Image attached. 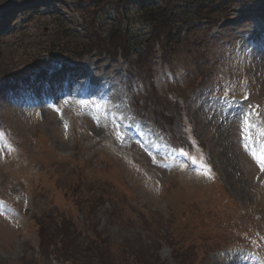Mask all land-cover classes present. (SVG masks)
<instances>
[{
	"label": "rangeland",
	"instance_id": "1",
	"mask_svg": "<svg viewBox=\"0 0 264 264\" xmlns=\"http://www.w3.org/2000/svg\"><path fill=\"white\" fill-rule=\"evenodd\" d=\"M95 1L0 0V124L12 146L0 130V264H88V240L115 264H258L264 165L252 152L264 117L258 129L246 121L264 114V1L231 6L175 50L159 38L143 65ZM127 27L142 40L151 32ZM84 36L108 53L78 58ZM113 114L213 175L158 163L117 135ZM60 233L82 245L77 260L49 246Z\"/></svg>",
	"mask_w": 264,
	"mask_h": 264
},
{
	"label": "trees",
	"instance_id": "2",
	"mask_svg": "<svg viewBox=\"0 0 264 264\" xmlns=\"http://www.w3.org/2000/svg\"><path fill=\"white\" fill-rule=\"evenodd\" d=\"M154 1L155 2H152L151 0H143L138 4L139 13L135 17V20L147 25L151 31L148 37H142L143 40L135 36H130L129 29L127 27L126 29H122V27L119 29L121 25L132 22V19L129 17L128 13H120L122 9L125 11L127 0H96L93 3L96 5L95 7L98 8V11L102 9L104 10L106 8L116 11L111 22L113 25L112 30L117 29V31L120 32L119 36L121 38V42L119 47H122V53H125L129 59L134 55V60H136L141 65L145 64L147 59L149 60V55L156 49V41H158L159 38H162L165 41L164 46H169V51L175 50V48H173V44L175 43L176 45V43H180L182 41L183 33L191 32V29L196 27V25L201 22L213 24L219 17L227 15L230 11V7L237 2V0ZM91 30L93 31L91 36H96V39H100L101 43L104 39H107V37H102L98 33L96 34V31L92 27ZM86 32L87 30H84V34ZM68 33L69 34L67 36L72 34L70 29H68ZM61 34L63 35V31H61ZM88 38L91 37H83L84 44L85 41L89 40ZM92 40L94 39L92 38ZM82 47L83 48H81V50L76 51V56L80 59L95 52H99V54L103 55L108 53L103 49H99V44H95L93 42H88ZM65 226L66 222L63 221L62 227ZM63 235L64 234L60 233L57 235V237L51 238L49 241V246L54 245L55 247H58L59 258L69 257L72 260H77L76 256H78V252L83 250L82 245L78 242H69L68 244V240H66L64 237H71L67 234L66 236ZM41 238L43 239V237ZM94 239L96 241H102L101 234L96 232ZM83 244L85 245L86 243ZM88 244L91 245L89 250L84 248L86 252L91 254V257H88L91 259V262L88 264H115L114 262L109 261L107 257H104L102 252L98 256L95 254L92 255V251H95L94 253L100 251L98 250V246L94 245V243L90 242L89 240Z\"/></svg>",
	"mask_w": 264,
	"mask_h": 264
}]
</instances>
